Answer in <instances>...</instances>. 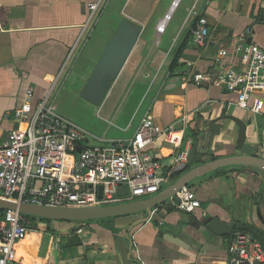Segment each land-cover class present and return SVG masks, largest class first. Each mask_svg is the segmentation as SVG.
<instances>
[{"label":"crops","instance_id":"1","mask_svg":"<svg viewBox=\"0 0 264 264\" xmlns=\"http://www.w3.org/2000/svg\"><path fill=\"white\" fill-rule=\"evenodd\" d=\"M96 1L0 0V147L6 144L8 132L15 126V110L23 103L28 88L35 90L37 99L43 98L57 75L61 73L54 88L65 73L66 79L75 71L91 42L93 20H90L89 4ZM174 1L161 20L168 17L164 32L158 31L161 21L155 27L158 36L166 34L168 21L181 0L173 6ZM193 9L207 18L211 30V44L204 50L194 44L189 34L196 21ZM130 19L138 20L134 15ZM185 24L177 38H167L156 45L144 40L142 31L134 52L108 94L117 96L125 94L131 86L139 88L136 109L126 119L127 124L119 127L123 134L113 140L131 137L149 112L163 126L180 122L189 114L183 146L190 149L193 168L238 154L264 158V92L255 96L261 100V107L254 112L237 106L236 93L216 85L201 87L188 78L190 70L207 73L229 63L241 66V59L235 53L241 41L255 42L264 48V0H195ZM109 40L94 47L90 71L86 73L90 64L84 65L82 71V87ZM183 44L186 48L179 64L172 68L176 52ZM138 47L139 57L132 59ZM222 48L230 55L220 56ZM126 100L123 95L118 105H125ZM119 109L116 113H120ZM229 115L247 123V138L241 149L237 147L239 126ZM153 147L168 167L173 159L172 145L159 138ZM191 188L201 201V207L193 213L162 207L149 221H143L148 216L145 212L113 217L105 222L38 221L37 227L16 246L17 264L222 261L228 256L227 239L223 246L211 244L206 253H195L190 244L169 237L167 230L180 222L192 223L210 212L224 217L225 208H242L248 199L264 190V176L230 167L219 176L197 180ZM185 227L195 238V227Z\"/></svg>","mask_w":264,"mask_h":264},{"label":"built area","instance_id":"2","mask_svg":"<svg viewBox=\"0 0 264 264\" xmlns=\"http://www.w3.org/2000/svg\"><path fill=\"white\" fill-rule=\"evenodd\" d=\"M104 4L105 0L89 4L91 21ZM191 12L196 15L193 42L204 50L212 41L208 20L195 9ZM167 18L163 26H160L163 21L159 23V32H164ZM235 53L241 66L229 63L207 73L190 70L188 78L201 87L216 85L236 93L237 106L258 112L261 100L255 96L264 92V48L255 42L241 41ZM219 55L230 53L222 48ZM60 76L61 73L56 76L43 98L37 99L35 90L28 88L23 103L15 110V126L8 132L6 144L0 147L1 198L55 206H108L150 197L167 186L172 176L187 169L190 149L183 146V140L189 114L180 122L163 126L149 112L131 137L100 140L101 144L90 145V134L60 114L51 102ZM159 138L173 147L168 167L154 151L153 145ZM123 187L128 190L126 194H120ZM164 207L193 213L201 207V201L187 185L168 199ZM158 211L159 208L152 210L151 219ZM36 227L18 211H5L0 220V264H17L18 242ZM227 242L228 256L224 260L191 264L264 263V246L249 232L235 230Z\"/></svg>","mask_w":264,"mask_h":264},{"label":"water","instance_id":"3","mask_svg":"<svg viewBox=\"0 0 264 264\" xmlns=\"http://www.w3.org/2000/svg\"><path fill=\"white\" fill-rule=\"evenodd\" d=\"M142 31V26L136 21L127 17L120 20L81 91V96L85 100L95 106L102 105L140 40ZM228 118L239 126L237 147L241 149L247 138V123L234 115H229ZM80 151L81 149L78 148L77 152ZM229 166H239L246 171L264 176L263 157L252 154H238L198 165L172 179L160 192L131 202L108 206L70 207L17 202L0 197V211H18L23 215L60 222L91 221L145 212L148 216L143 221H149L151 220L152 210L166 203L168 199L173 198L181 187L187 185L192 187L196 184L195 181L205 178L219 168ZM127 191V188L123 187L120 189V194H126ZM99 195H102V187L99 189ZM248 200L249 202H246L240 209L225 208L226 214L224 217L228 216V219H223L224 217L221 214L214 215L210 212L203 215L201 219L195 218L196 220L192 223L186 221L185 224L178 223L177 227L172 225L167 230V235L173 239L185 241L194 248L195 253L202 254L207 252V247L211 244L223 246L226 239L235 230L249 232L264 246V190L257 197ZM185 226L195 227L193 229L195 238L188 233ZM255 264L264 263L256 262Z\"/></svg>","mask_w":264,"mask_h":264},{"label":"rangeland","instance_id":"4","mask_svg":"<svg viewBox=\"0 0 264 264\" xmlns=\"http://www.w3.org/2000/svg\"><path fill=\"white\" fill-rule=\"evenodd\" d=\"M173 1L108 0L97 12L90 26L92 38L89 47L79 58L75 71L66 79V73L63 75L58 85L54 88L51 97V102L54 103L60 114L76 122L90 133L88 136L90 145L101 144V139H114L122 135L123 133L119 130V127L127 124L125 122L126 119L135 111L137 101L140 99L138 96L139 88L135 86H131L125 94L111 95V97L108 95L100 106L91 104L81 96V91L84 87H82V71L84 70V65L89 64L86 73L90 71L94 60V47L110 39L119 24L120 17L132 18L133 15L137 17V22L143 27V38L149 44L156 45L157 42L166 41L167 38H177L181 28L186 26L185 20L195 0H181L168 21L166 34L162 37L158 36L155 27L169 12ZM139 51L140 48L138 47L132 59L139 57ZM123 95L127 98L126 103L123 106H119L118 101ZM117 108H120V113L119 111L116 113ZM105 221L107 220H99V222Z\"/></svg>","mask_w":264,"mask_h":264},{"label":"trees","instance_id":"5","mask_svg":"<svg viewBox=\"0 0 264 264\" xmlns=\"http://www.w3.org/2000/svg\"><path fill=\"white\" fill-rule=\"evenodd\" d=\"M192 35L193 37V34H192V31L189 33ZM186 48V45L183 44L176 52V55H175V58L173 59L172 63H171V67L174 68L176 67L178 64H179V60L182 56V53L184 51V49ZM190 159H191V156H190ZM230 167H233V168H242V167H239V166H230ZM230 167H225V168H219L217 170H215L214 172L210 173L209 177L211 176H219L220 174H222L225 170H227V168H230ZM193 166L190 165V162H189V165L187 167V169L185 171H183L182 173L180 174H176L174 176L171 177V179H174L175 177H178L182 174H184L185 172L189 171L190 169H192ZM191 187V186H190ZM166 205V203L158 206L157 208L161 209L162 207H164ZM168 210H174L173 208H169ZM5 214V211H0V220L3 218ZM24 217H26L27 219H30L34 226H37V221H44V222H51V221H54V220H51V219H45V218H38V217H34V216H30V215H23ZM110 218H106V219H96V220H91V221H69V222H82V223H92V222H99V220H109Z\"/></svg>","mask_w":264,"mask_h":264},{"label":"bare ground","instance_id":"6","mask_svg":"<svg viewBox=\"0 0 264 264\" xmlns=\"http://www.w3.org/2000/svg\"><path fill=\"white\" fill-rule=\"evenodd\" d=\"M178 1H179V0H175V3H173V4H174V6H175V5L178 3ZM173 8H175V7H173ZM171 13H172V12H171ZM164 23H166V22H165V21H163V22L161 23V25H160V26H163V24H164ZM67 160H69V157L67 158Z\"/></svg>","mask_w":264,"mask_h":264}]
</instances>
